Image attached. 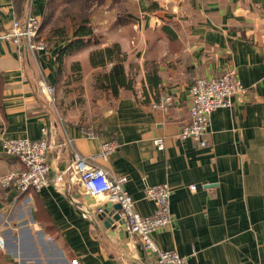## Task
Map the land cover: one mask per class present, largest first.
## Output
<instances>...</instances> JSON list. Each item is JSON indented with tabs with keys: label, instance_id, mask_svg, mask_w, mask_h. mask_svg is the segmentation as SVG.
Returning <instances> with one entry per match:
<instances>
[{
	"label": "crops",
	"instance_id": "1",
	"mask_svg": "<svg viewBox=\"0 0 264 264\" xmlns=\"http://www.w3.org/2000/svg\"><path fill=\"white\" fill-rule=\"evenodd\" d=\"M27 1L0 0V30L25 18ZM50 1H35L42 27ZM89 19L94 36L62 67L58 54L73 41V25L49 36L37 59L0 40V174L22 168L2 139H37L45 127L51 177L70 164L75 148L127 176L125 188L143 216L156 208L147 186L169 184L171 223L153 233L162 249L177 250L189 264H264V0H98ZM114 43L134 81L118 98L95 85V74L111 65L90 62L92 50ZM74 62L82 69L73 70ZM230 70L244 91L232 96V107L212 113L208 145L182 138L195 80ZM41 72L60 94L62 111L41 88ZM80 84L85 105L72 95ZM167 95V110L153 107ZM157 137H164L163 149ZM109 141L119 145L102 159ZM109 202L118 203L109 193L91 195L71 174L21 195L0 187V264H156L138 236L104 226L98 214Z\"/></svg>",
	"mask_w": 264,
	"mask_h": 264
},
{
	"label": "built area",
	"instance_id": "2",
	"mask_svg": "<svg viewBox=\"0 0 264 264\" xmlns=\"http://www.w3.org/2000/svg\"><path fill=\"white\" fill-rule=\"evenodd\" d=\"M35 1H27V13L24 19H14L10 28L0 30V40H11L18 49L24 46L37 59L41 51L47 50L48 38L41 33L42 20L35 13ZM40 85L49 99L56 103V87L48 81L43 72L40 73ZM244 91L242 82L235 70L211 77H199L191 87L189 119L182 126V138L193 137L201 146L208 145L206 137L212 113L221 107H232V96ZM173 97L153 103L154 108L167 110ZM93 135L94 132L90 131ZM71 141V140H70ZM4 152L17 158L22 168L0 174V187H14L18 194L31 189L40 191L54 182L57 185L65 181V175L78 178L86 190L93 196L109 193L121 203V217L126 229L138 236L143 246L156 256V264H189L187 256L175 249H162L154 240L153 233L171 223L170 200L171 188L168 183L148 185L147 197L156 202V208L150 215L143 216L135 208V199L126 190L128 177L115 176L107 168L98 164L91 157L80 154L75 148L70 164L55 177L50 176L51 165L48 160L50 137L47 128L42 129V136L37 139L29 136L2 139ZM155 144L159 149L165 147L164 137H157ZM117 141L104 142L98 154L102 159L118 147ZM195 188V186H192ZM101 210V208H100ZM5 240L0 234V247L4 248Z\"/></svg>",
	"mask_w": 264,
	"mask_h": 264
},
{
	"label": "trees",
	"instance_id": "3",
	"mask_svg": "<svg viewBox=\"0 0 264 264\" xmlns=\"http://www.w3.org/2000/svg\"><path fill=\"white\" fill-rule=\"evenodd\" d=\"M49 11V8H48ZM73 41L64 46L59 54L58 59L60 67L64 62V57L75 48L82 47L86 40L94 36V28L90 19H83L73 23ZM67 26L58 27L54 35H66ZM126 53L121 49L120 45L114 43L112 45L94 49L90 53V62L93 67L106 68L111 65L110 69L103 70L95 74V85L97 88L110 94L114 98H118L122 89H133L134 81L127 74L125 69ZM73 70H81L80 62H74ZM76 79H81L78 77Z\"/></svg>",
	"mask_w": 264,
	"mask_h": 264
},
{
	"label": "rangeland",
	"instance_id": "4",
	"mask_svg": "<svg viewBox=\"0 0 264 264\" xmlns=\"http://www.w3.org/2000/svg\"><path fill=\"white\" fill-rule=\"evenodd\" d=\"M98 0H52L49 3V11L47 12L46 19L43 21L42 33L44 36H54V32L58 27L67 26V30L74 22H79L83 19H89L91 16L92 5ZM77 81V79H75ZM81 82L82 80L79 79ZM78 83V81L76 82ZM75 92L72 94L77 98V102L85 105L83 101V88L82 85L74 87ZM58 91L56 92V105L62 111L60 106L61 98ZM72 96H69L70 101ZM87 99V98H86Z\"/></svg>",
	"mask_w": 264,
	"mask_h": 264
},
{
	"label": "water",
	"instance_id": "5",
	"mask_svg": "<svg viewBox=\"0 0 264 264\" xmlns=\"http://www.w3.org/2000/svg\"><path fill=\"white\" fill-rule=\"evenodd\" d=\"M121 208V203L109 202L104 208H101L98 217L103 221L106 228H110L112 230L118 229L120 236H123L127 234V231L125 230L126 225L124 220L121 217Z\"/></svg>",
	"mask_w": 264,
	"mask_h": 264
}]
</instances>
